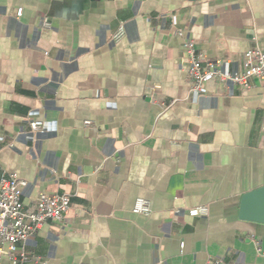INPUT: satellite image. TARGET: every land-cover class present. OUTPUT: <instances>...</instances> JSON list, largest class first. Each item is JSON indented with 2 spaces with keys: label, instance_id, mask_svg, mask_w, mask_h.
I'll return each instance as SVG.
<instances>
[{
  "label": "crops",
  "instance_id": "obj_1",
  "mask_svg": "<svg viewBox=\"0 0 264 264\" xmlns=\"http://www.w3.org/2000/svg\"><path fill=\"white\" fill-rule=\"evenodd\" d=\"M178 28L240 73L264 50V0H0L1 167L27 206L72 195L27 264H264L261 205L242 216L264 187V80L194 93Z\"/></svg>",
  "mask_w": 264,
  "mask_h": 264
},
{
  "label": "built area",
  "instance_id": "obj_2",
  "mask_svg": "<svg viewBox=\"0 0 264 264\" xmlns=\"http://www.w3.org/2000/svg\"><path fill=\"white\" fill-rule=\"evenodd\" d=\"M23 8H18L21 16ZM49 25V21H44ZM182 37V47L189 61L188 74L192 83L191 90L200 95L210 78L222 81L230 80L241 88L250 86L252 78L264 80V50H250L245 55V69L240 73L225 72L219 61H209L198 50L194 38L185 36L183 29L178 28ZM125 36L121 24L113 35L114 40ZM43 120L30 121L32 131L44 128ZM28 182L15 172H6L0 164V264H27L29 253L24 243L38 235L47 223H63L72 207V195L67 193H43L33 206H27L23 200V189ZM134 212L150 215L152 207L149 200L138 198ZM209 212L207 205H197L189 209L192 216H205Z\"/></svg>",
  "mask_w": 264,
  "mask_h": 264
},
{
  "label": "water",
  "instance_id": "obj_3",
  "mask_svg": "<svg viewBox=\"0 0 264 264\" xmlns=\"http://www.w3.org/2000/svg\"><path fill=\"white\" fill-rule=\"evenodd\" d=\"M256 204L261 205V210L259 211V216L264 220V187L254 190L252 192H249L244 195L243 201H242V216L243 217H255L254 214H256Z\"/></svg>",
  "mask_w": 264,
  "mask_h": 264
}]
</instances>
